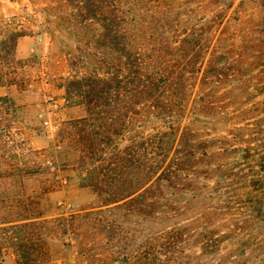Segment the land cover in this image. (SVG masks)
I'll list each match as a JSON object with an SVG mask.
<instances>
[{"label":"trees","instance_id":"obj_1","mask_svg":"<svg viewBox=\"0 0 264 264\" xmlns=\"http://www.w3.org/2000/svg\"><path fill=\"white\" fill-rule=\"evenodd\" d=\"M67 1L99 26L92 55L104 66L66 80V101L85 114L64 122L57 147L68 140L82 186L105 195L119 264H244L246 227H264L263 124L241 136L236 123L216 136L200 128L202 111L211 123L218 107L212 83L225 80L211 60L200 78L201 63L222 26L218 44L236 48L222 37L232 3L197 24L180 0ZM23 35L9 32L0 52L14 53ZM216 85L228 101L241 92Z\"/></svg>","mask_w":264,"mask_h":264},{"label":"rangeland","instance_id":"obj_2","mask_svg":"<svg viewBox=\"0 0 264 264\" xmlns=\"http://www.w3.org/2000/svg\"><path fill=\"white\" fill-rule=\"evenodd\" d=\"M179 3L197 24L232 3L222 37L233 36L236 48L218 44L222 26L201 63L200 78L211 60L225 80L212 83L218 107L211 123L202 111L200 128L215 136L226 124L241 126L239 136L258 130L244 129L258 120L264 128V0ZM11 31L24 35L14 53L0 52V264H119L121 244L107 238L105 195L82 186L78 150L68 140L57 147L64 122L85 114L66 101V80L104 66L102 53L96 61L92 55L100 28L67 0H0V43ZM216 84L239 85L242 93L228 101ZM262 225L246 227L244 264H264Z\"/></svg>","mask_w":264,"mask_h":264}]
</instances>
